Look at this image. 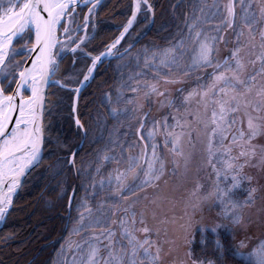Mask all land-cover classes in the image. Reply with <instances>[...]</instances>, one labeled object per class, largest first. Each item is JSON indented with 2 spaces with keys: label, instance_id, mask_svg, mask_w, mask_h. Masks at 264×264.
Masks as SVG:
<instances>
[{
  "label": "snow or ice",
  "instance_id": "obj_1",
  "mask_svg": "<svg viewBox=\"0 0 264 264\" xmlns=\"http://www.w3.org/2000/svg\"><path fill=\"white\" fill-rule=\"evenodd\" d=\"M100 3L101 0H23V2L17 0V2L10 3L6 9L0 8V76L8 80L7 85L0 80V223L7 220L14 204V198L24 187V180L29 172L44 157V145L47 140L44 117L47 111L49 88L55 85L60 89L76 93L78 98L83 87L95 78V73L104 59L123 57L130 51V49H125L124 52H119L118 49L134 27L138 16L143 13L147 18L154 12L152 0H131V15L120 34L107 44L104 50L98 53L94 50L86 51L85 47L90 37L85 34L77 38L81 30V25L77 23L80 15L78 9L81 6L87 9V12L83 14L82 25L86 31ZM225 7L227 19L224 23L235 31L238 27L235 5L229 3ZM240 8L243 12L241 17L243 27L235 31V46L228 58L213 63L216 42L223 40L227 43L226 37L204 36L201 40L200 31L195 32L193 36L192 30L196 24H186L189 38L192 39L194 45H198L197 54L191 64L183 65L181 56L177 55L184 44L183 40L172 48L153 52L151 56H148L147 50H144L146 57L144 68L156 70L153 79L157 83L144 82L133 85L124 82L121 85L122 88H128L133 97L138 95L141 88L145 89L143 94L145 100L153 94L163 97L167 96L168 92L167 90L161 91L159 87L162 71L167 70L166 74L169 76L173 70L177 73L184 72L187 76L192 69L211 67V73L203 74V76H210L208 82L201 84L183 97L184 104L191 105L193 102L196 104L194 113H186V116H191L192 119L182 121L180 118L173 117L175 123L169 125L165 117L160 127L165 130V146L171 145L169 151L173 156L174 174L181 168L180 161H183L184 171L187 172L192 153L185 150L186 146L193 145V133L199 140L200 127L203 128L207 138L205 150L208 164L213 170L215 181L212 191L204 197L197 196V192L201 189L198 183L196 190L192 193L197 197L196 201L188 206L195 211L202 201L213 199L222 206L219 215L226 220L230 219L232 224L241 222L239 210L253 204L259 192L257 187H250L245 190L246 196L243 201L233 199L236 190L241 189L245 181L251 184L253 179L251 176H246L243 169L256 159L257 155L260 157V164L264 166V145L258 146L253 143L258 136L264 135V124L258 122L264 120V28H259V24L264 22V0H241ZM219 27L220 25L217 26V32ZM18 39L24 41L21 48L25 51L27 59L10 64L13 56L17 54L14 45ZM257 47H259V54H256ZM68 54L72 55L73 68L77 63L82 66L75 76H69L64 80L57 79L61 72V62ZM245 55L255 56V59L245 60ZM87 61H90V64ZM21 64L24 65L23 68L20 67ZM249 65L252 66L251 69ZM145 74L141 71L137 75ZM80 75L82 79H77ZM132 79L134 77H129V81ZM178 82L177 79L163 80L164 84ZM72 83L78 86L70 87ZM176 91L182 92L183 88H178ZM123 98L124 93L120 92L117 102ZM126 102L129 105L139 104L136 99H128ZM172 104L173 101L169 99L168 105L172 106ZM139 107L142 108V105ZM201 108H203V116L207 118H201ZM76 110L74 101L72 111L76 112ZM209 111L210 117H208ZM241 112L243 113L239 120L241 128L233 131V126L238 123L236 117ZM112 114L119 115L115 110ZM245 117L247 131L243 130ZM146 118L147 113L139 121L140 128L137 134L140 135L141 140L150 142L151 153L148 152L149 145H145L139 156H128L125 171L116 168L114 169L115 175L110 173L107 178H102L98 182L101 189L105 186L112 187L113 183L115 184L110 198L119 199L124 192L131 193L130 196H123L121 204H129L130 201L138 200V192L142 194L143 190L157 188L165 174L166 165L158 152L159 146L152 142L157 135V125L154 124L152 130L145 135L143 130L147 122ZM193 122L196 127L193 126ZM75 124L78 129L84 128L79 118L75 120ZM169 128L171 130H168ZM83 134L87 137V129ZM225 141L228 142L227 146H225ZM236 148L240 149L238 155H232ZM75 156L76 152L73 151L71 157L66 158L67 166L75 168L76 174L79 175L81 170L75 167ZM217 157L219 159L214 163ZM113 159L119 162L117 157L105 154L96 168V174L100 173L105 162ZM140 173H143L142 179ZM92 187L96 189L95 181ZM64 196H67L70 211L76 200V187H72L71 194L68 193L67 187L62 188L59 198L62 199ZM158 199H154L153 203H156ZM99 207L104 208L105 206L100 205ZM76 208L79 212V219L72 229L73 233H79L86 226H99L106 222L107 213L104 216L98 215L97 211H94L84 199L76 204ZM119 210L120 208H117V211ZM108 211L111 212L112 209L109 208ZM123 211L125 215L120 219L119 226L126 245L122 241H114L115 234L111 228L102 229L98 234H93L87 241H84L87 244L86 249L82 244L74 246L75 251L82 254L73 261V264H101V261L102 264H161L162 249L158 243L147 238L141 240L136 235L137 231L144 233L145 236L152 231L145 224L147 209L140 213L139 223L145 225L140 229L136 228L137 218L134 208L129 206ZM129 214H131V219L128 218ZM166 222L161 221V223ZM221 227L224 225L216 224L211 231L215 234ZM178 228L183 230L184 225H178ZM159 231L160 229L156 228L157 234ZM101 237L108 241L104 248L107 251L106 257H101V247L92 243V240L99 241ZM116 243H120L121 247L116 249ZM215 244L217 249L224 247L219 239L215 241ZM245 246L244 241H241L239 247L244 248ZM69 247L73 246L69 245ZM64 251V246H62L61 254H64ZM172 251L173 249L169 248V252ZM235 255L246 259L248 264H264V242L247 256L240 251H236ZM188 256L191 258V253H188ZM220 257L223 259L222 253ZM172 264H183V262L173 261ZM193 264H203V261L193 260ZM209 264H215V261H210Z\"/></svg>",
  "mask_w": 264,
  "mask_h": 264
},
{
  "label": "trees",
  "instance_id": "obj_2",
  "mask_svg": "<svg viewBox=\"0 0 264 264\" xmlns=\"http://www.w3.org/2000/svg\"><path fill=\"white\" fill-rule=\"evenodd\" d=\"M121 1L122 0H104V2H102L98 7L96 17V30L92 35V50L95 51L99 48L103 50L105 46L111 43L120 33L123 24L126 22L128 16L130 15L129 9L127 14L124 13V15H120L121 17L119 22H123L120 26L117 27V25L114 24L110 25L108 24V21L109 19L111 20L117 17V12L115 10L117 7V3ZM207 1L210 3L211 9L216 6L217 1L214 2V0H152L154 6L153 23L150 26L149 30L145 33V35L140 38L132 48H130L129 52L136 49L139 44H142L146 41H149L148 43H152L153 45L158 46L160 50L162 48L170 47L171 45L176 44L178 40H180L182 34L185 33L186 24L195 23V28L200 27V30L202 28V21H204L203 19L205 17L204 12L201 11V9L204 10L205 7L203 6V4L205 2L207 3ZM128 2L129 8L131 0H128ZM220 16L212 14V16L206 20V23L209 25L217 23L222 20L219 19ZM149 17L150 16H148L147 18L148 20ZM141 24L142 20L134 25V27L126 35L120 46H128L148 28V24L146 21V26L142 31L140 30L141 32L139 33V35L134 37L133 39H130L129 34L131 32H135ZM182 24L184 25V28L181 29ZM261 27L264 28V22H261L259 24V28ZM219 28V31L217 32L216 30V33H221L222 37H224L223 35L226 34L228 42L225 43L223 40H217L215 46L216 51L218 52V56L222 53L225 54L226 52L227 53L225 55H227L229 53V48L233 49L235 46L236 35L234 30L227 26H221ZM200 31L202 32V30ZM186 35H188V30L186 32ZM119 52H121V50ZM123 57L104 60L99 65V68L95 73V78L86 85L79 96L77 112L78 117L83 125H85L86 123V118L82 119L85 114H83L80 108H85L86 105L92 104V116H90L92 117V130H96V125L98 123L100 124L102 120H105L104 122H106L107 124V131L111 130L113 118L111 117L110 110L113 105V99L116 97L118 90L124 89L121 87L122 83L128 82L133 85L136 83L144 82L157 83V81L153 79L156 72L151 71V69L141 68L143 66L136 68L134 64L130 65L128 68L119 67V63ZM137 71L138 73L144 71L146 74L137 75ZM126 72H129L128 75L126 74ZM183 74L185 73L176 72L172 73L169 76L166 74V72L161 73L159 81L160 90L164 91V89H166L170 92L172 91V96H174L178 88L183 87V89H188V87L192 86H195V88L199 87L201 83L197 84V82H192V80L187 77L188 75L184 76ZM129 77H134V79L129 81ZM176 78H179V80L181 81V85L178 87L172 88L174 83H163L164 79ZM50 91L53 90L49 88L48 95ZM141 91H145V89ZM143 94L144 93H138V95H140L138 97V100L141 101L142 105L141 110H137L136 113V116H138V118H143V116H145V113H147L146 119H151L150 121L156 119L163 120L166 116L173 114L168 105V101L165 104L160 105L162 99L161 96L153 94L152 96L148 97L147 100H145ZM83 95H85V97H91L90 101H87L88 104L86 105L83 104V101H86L84 98L83 101L80 102ZM179 98V94L174 97L173 106L174 103L177 104V102L182 105L179 102ZM126 100L127 97H124L119 102L116 101L115 105L126 106ZM185 107V111L182 112V115L177 116V118H180L182 121L183 119H192L191 116H186V113H194L196 111V104L194 102L191 105L186 104ZM86 111H88V114L90 113L89 109ZM81 113L83 114V116H81ZM200 114L202 118L203 112L201 109ZM253 115H255V113H253ZM242 116L243 113L241 112L236 117L238 123L235 127H233V131L236 130V127L241 128L239 120ZM258 122L264 124V120ZM93 123L95 124V126ZM193 126L196 127L195 122H193ZM243 130L247 131L246 117L244 118ZM73 131H75L74 128L71 129L70 133L73 134ZM201 132L202 127H200V133ZM136 135L139 138L137 132ZM110 139L111 136L109 135V133L101 137H96V133H94V135H92V138H90L88 135L87 137L81 136V146H78L77 149H74L77 159L79 158L80 161H82L80 162L79 168L81 170H85L84 167L90 168V164H92V170H94L96 168V159L101 155V151H98V149H96V146L104 144ZM192 139L195 149L192 151V159L189 164L190 168L187 169V173H185L184 169L182 170V165L179 172L175 174L173 173V156L172 154H170V158L166 157L165 159L166 154L161 148L162 144H159L161 157L165 160H169V164L167 165L169 168L165 169V174L162 178L158 190L153 194L151 193L150 197L147 199L148 201H152L153 199L159 198L157 202L154 203L155 206L157 205V212H155V217H152L154 213L152 207L153 205L151 204L152 206L150 207L147 205H145V207H140L139 203L137 206V215L140 216L141 211L147 209V212L145 214L146 221H155L156 223L162 217H164L166 219L165 221H167L166 223H161L164 227L161 233L153 234V238L155 239L154 241H156L162 249L161 264H166L170 261L183 262V264H193V260L203 261V264H209L210 261H215V264H248V261H245L235 255L236 248L233 246L232 236L228 231L219 229L218 232L214 234L209 229L202 230L200 228L201 226H199V224L206 223L200 222L201 212L194 215L197 218V220L195 221H192L191 218L188 219L187 215H185L184 212H181V215L173 219H169L166 216L167 211H171L174 209L173 202L172 200H170V195L177 194L178 196H181L180 191L183 189V191H185V194L182 195L180 199L183 197L187 198L186 192H188V188L189 190L190 188H192V190L188 192V194L190 195L188 203L190 204L196 201L197 197L192 195V193L194 192L193 185L198 184V182L200 181L199 173L206 169V166L197 168L196 163L197 161H200V152L202 151V145L199 140L196 139L195 133H193ZM60 141L63 143L67 142L68 145H70L73 140L61 136ZM253 143L258 146L264 145V135L258 136L253 141ZM51 146L52 144L48 145L47 142L45 143L44 156L48 154L47 148L51 149ZM187 146L193 148V145ZM239 151V148L234 149L232 155H238ZM240 162L243 163V161ZM243 172L246 176L253 177V179L251 181V184L245 181L244 186L246 185V188L244 187L243 191H241L242 189L236 190L233 199L242 201V198H245L246 196V189L250 187H257L259 189L255 202L241 209V220L248 219V216H253L252 221H248V223L251 224V227L249 228L250 232L264 231V166L260 164L259 155H257L256 159L252 160L250 164L245 166ZM32 187L33 189H31ZM46 187L47 186H45V182L43 179L38 184L32 185L30 187L24 183V187L20 190V192L14 199V204L11 208L9 216L0 227V264L52 263L54 253L59 243L56 242V240L59 239L58 241H61L62 238L66 236L71 224L73 213L72 210H68V199L65 198V196L62 199L59 198L60 190L58 187L49 189V192H47ZM44 196L49 198L48 202L44 200ZM197 196L202 197L200 196L199 192H197ZM212 201V199H209L207 201H203V203H200L201 205L205 206L204 208H202V210L203 212L205 211L204 213H208L210 216H212V219H218L222 221L223 217L219 215L222 210L217 205L214 206V202ZM187 207L188 210H192L190 206ZM169 220L170 222H178L177 220H179L181 222L178 223L180 225H184L183 230L179 229L178 243L176 240H174L175 237L173 236V234L172 236L169 234ZM189 224H196L197 226L194 228H188ZM226 225L231 228V225L229 223ZM181 234L183 238H181ZM217 239H219L224 245L222 249H217L215 244V241ZM169 248H172L173 251L169 252ZM188 253H191V258L188 256ZM220 253L223 254V259H221Z\"/></svg>",
  "mask_w": 264,
  "mask_h": 264
},
{
  "label": "rangeland",
  "instance_id": "obj_3",
  "mask_svg": "<svg viewBox=\"0 0 264 264\" xmlns=\"http://www.w3.org/2000/svg\"><path fill=\"white\" fill-rule=\"evenodd\" d=\"M12 2H17V0H0V8L6 9L7 7H9L10 3H12ZM18 2H23V0H18ZM102 2H104V0H101V3ZM101 3H100V5H101ZM240 3H241V0H235L233 3L235 5V11H236V23L238 25V27L236 28L235 31H239L240 28L243 27V22L241 20V17L243 16V12L240 8ZM227 4L228 3L226 0H224V2L221 1V3H220V1H217L216 6L213 9H211L210 3L208 1H207V3L205 2L203 4V6L205 7L203 10L205 17L203 19L204 21H202L203 30L201 32L199 30L200 27L194 28L192 30L193 36L195 35V32H197V31H200L202 33L201 40H203L204 36H208V37H213V36H217V35L221 36V33H216V30H217L218 25H220V27L221 26H223V27L227 26V24L224 23V21L227 19V10L225 7ZM128 6H129L128 0H126V1L122 0L121 2H118L116 10H115L117 12V15H116L117 17L111 19L112 21L109 19L108 24H110V25L114 24V25H117V27L120 26L123 23V22L122 23L119 22L120 17L122 15H124V13L127 14L128 9L131 13V2H130L129 8H128ZM78 12L80 13V15L78 17L77 23L81 25V30L77 34V38H78V36L87 34L90 37V40H89L88 44L86 45L85 50L86 51L92 50V35L96 30L97 11L93 15L92 23L86 31L82 27V25H83V14L87 12V9L84 8L83 6H81L78 9ZM212 14H216L219 16L221 15L219 17V19H222V20L217 22V23L210 25L207 28L206 20L209 17H211ZM148 16H147V18H148ZM147 18L145 17V15L143 13H141L138 16L136 23H138L142 20V24L140 25V27H138V29L135 32H131L129 34L130 39H133L134 37L139 35V33L145 28L146 21H147V24L149 25V20ZM143 19H144V21H143ZM183 24L181 26V29L184 28ZM187 30H188V28L185 27V33L182 34L180 40H178V42H177V43H179L181 40L184 41V44L181 46L180 50L177 53L178 56H181V63L183 65L191 64L192 60L195 57V55L197 54V50H198V45H194L192 42V39L189 38L188 35H186ZM245 32H247L246 28H245ZM223 36L226 37V34H224ZM23 42H24L23 40L18 39V42L14 45V47L17 49V54L13 56L12 60L9 62L10 64L15 63L16 61L25 60L27 58L25 51L21 48V45L23 44ZM148 42L149 41H146L142 44H139L136 49L132 50L125 57H123L119 63L120 64L119 67L128 68L130 65L134 64L136 66V68H139L141 66H143L141 68H144V62H145V58H146L144 50H147L148 56H151V54L153 52H160L164 49L172 48L174 45L177 44L176 43L174 45H171L170 47L162 48L160 50V48L158 46L153 45L152 43H148ZM257 44H258V41H257ZM124 47H126V46H124V45L119 46L118 51L122 50ZM231 50L232 49L229 48V50H228L229 53L227 55L230 56ZM99 51H101L100 48L95 50V52H97V53ZM256 54H259V47H257ZM221 55H219L218 57L220 58ZM72 59L73 58H72L71 54H68L65 56V58L61 62V72L57 76V79L64 80L65 78H67L69 76H75L76 72L79 71V69L81 68L82 65L80 63H77L75 68H73L72 67ZM108 59H110V58H107L104 60H108ZM248 59H255V56L249 57V56L245 55V60H248ZM87 63L90 64V61H87ZM22 65L23 64H21L20 67H22ZM251 67L252 66L249 65V69H251ZM257 67H258V65H257ZM205 68H207V67H200L197 69L203 70ZM148 69H151V71L156 72V70L154 68H148ZM197 69H192L191 71L197 70ZM186 71H187V69H186ZM164 72L167 73V70H164L161 73H164ZM128 73L129 72H126L127 75H128ZM172 73H176V71L173 70ZM137 74H138V71H137ZM183 75L185 76V74H183ZM77 79H82V75H80ZM176 79L179 82L174 83L172 88L178 87L181 85V83H180L181 81L179 80V78H176ZM0 80H2L5 85L8 84V80L4 79L3 76H0ZM76 86H77L76 83L70 84V87H76ZM171 86H170V88H171ZM12 87H13V85H12ZM50 89L53 91H50L49 95H48L47 111H46V114L44 117V123L47 127V132L45 134L47 137L46 142L48 145L52 144V146H51V149L47 148L48 154L44 156L43 160H41L39 165L37 167H35L32 170V172L25 178L24 183L30 187L32 185L38 184L43 179L45 182V186H47L46 187L47 192H49V189H53L55 187H58L60 192H61L62 188L67 187V191L69 194L72 192V187L73 186L76 187V200L74 201L73 206L71 208L72 213H73L72 219H71V224H70L69 230L67 231L66 236L64 238H62L61 241H58L59 239L56 240V242H59V243H58L57 249L54 253L52 263H51V264H73V261L75 259H77L82 254V253L75 251L74 246L76 244H82L83 247L86 249L87 244H85L84 241H87L89 239V237H91L93 234H98L102 229L111 228L112 232L115 234L113 237L114 241H122L126 245V240L121 235L122 230L119 226L120 219L123 218L125 215V213L123 211L124 208H128L129 206L134 208V211L136 213V218H137V223H136L137 229H140V228L145 226V225H142L139 223L140 216L137 215V206L141 201H145L149 198L148 189H150V188L143 190L142 194L140 192H138V195H139L138 200L130 201L129 204H121V201L123 200V196H130L131 193L124 192L123 196L120 197L119 199L110 198V197H112L113 190L115 188V184L113 183L112 187L105 186V188H103V189L99 188V186H98V182L102 178H107L110 173L115 175L114 169L119 168L120 171H125L127 168V158L129 155H136V156L140 155L141 150L143 149V144H142L141 140L136 135L137 128L140 124L139 123L140 118H138V116H136L137 110H134V109L141 110V107H139V105H141V101L138 100V97L140 95L133 97L130 94V91L128 88L118 90L116 97L113 99L114 100L113 105H112V108L110 110L111 117L113 118L112 119L113 123L111 124V130L107 131L108 129H107L106 122H104L105 120L104 121L102 120V122L100 124L98 123L96 125L97 126L96 130H92V117H90V116H92V104L91 105L88 104L91 97L89 98L88 96L85 97V95H83L80 102H82L83 98H84L86 101H83V104L84 105L88 104V105H86L85 108H80V110H82L83 114L88 116V118H87V116H85V115L83 116V114L81 113L82 114L81 116H83L82 119L86 118V123H85L83 129L84 130L87 129V135L90 138H92V135H94V133H96V137L105 136V134L109 133V135L111 136V139L109 141H106L104 144H100V145L96 146V149H98V151L99 150L101 151V155L99 156L100 159H98V158L96 159V164H95L96 168H97V166L100 165L101 159L104 157L105 154L117 157L119 159V162L117 159H113L111 161L105 162L98 175L96 174V168L94 170H92V164H90V168H86L83 166L85 168V170L80 169L81 172L79 175H77L75 172V168H69L67 166V159H66V158L70 157L71 152L74 149H77L79 144H81V136H82L81 129H78L77 127H75L73 125V116H72V112L70 109L73 92H70V91H67L64 89H60L55 85L51 86ZM193 89H195V86L188 87V89H186L184 91L185 93L180 94L179 102L182 105L184 104L183 97L186 96ZM141 90H144V89H140L139 93H144V91H141ZM165 90L166 89H164V91ZM172 90H175V89H172ZM9 91H10V89H9ZM120 92L124 93V97H127V100L128 99H136V100H138L139 104L138 105L126 104V106H121V105L116 106L115 103L117 101V97H118V94ZM167 92H168V95L162 97L160 105L165 104L172 97V91L170 92L169 90H167ZM78 102H79V100H78ZM178 104L179 103L177 102L176 107L170 108L172 113L175 116H172V117H171V115L166 116L167 117V123L169 125H172L175 123V120L173 119V117L180 116V115H182V112L185 111V108H186L185 105L186 104H184L183 106L180 104H179L180 105L179 106ZM127 108H128V110H127ZM88 109L90 110L89 114H88V111H86ZM113 110H115L117 113H119V115H113L112 114ZM201 110L203 112V108H201ZM210 114L211 113L209 111L208 117H210ZM123 118H125V119H123ZM202 118H207V117L203 116ZM164 120L165 119H163V120L157 119L154 122V121H149L147 119L146 125L144 126L143 133L146 135V133L149 130H152L154 124L157 125V135H156L157 139L155 137V140L152 142L157 143L158 146H159V144H162L161 148L164 150V152L166 154L165 155V159H166V157L170 158L171 153H170L169 149L171 148V145L169 144V145L165 146V143H164V131L165 130L162 127H160V125L164 122ZM97 122H98V120H97ZM82 125H83V123H82ZM94 126H95V124H94ZM73 128L75 129V131H73V134H72L70 132H71V129H73ZM238 128L239 127H236V129H238ZM168 130H171V128H169ZM69 133H70V135H69ZM201 134L202 135L199 138V142L202 145V151L200 152V161H197L196 164H197V168L201 167V166H204V167L206 166V169H204L201 173H199L200 174V177H199L200 181L198 182L201 185V189L198 192H199L200 196L204 197L209 192L212 191L213 183L215 181V175L213 173L212 168L208 164V157H207V153L205 150L206 144H207V138L204 134L203 128H202ZM61 136L65 137V138H70L73 141L71 142L70 145H68L67 142L63 143L60 141ZM144 141H145L146 145H149L148 146V152L150 154L151 153L150 142H148L146 140H144ZM227 143L228 142L225 141V146H227ZM194 149H195V146H193V148L186 146L185 150L192 153V151ZM200 150H201V148H200ZM158 152L161 156L160 146L158 147ZM165 159H163L165 162V165H166L165 169H168L169 167L167 165L169 164V160H165ZM218 159H219V157L215 158L213 162L214 163L217 162ZM75 161H76L75 167L79 168L80 162H82V161H80L79 158L77 159V156L75 157ZM180 163L182 165V170H183L184 169L183 168V161H180ZM219 166L220 165L218 164V167ZM145 167H146V165H145ZM188 168H190V165L188 166ZM92 171H93V173H92ZM140 177L142 179L143 173H140ZM161 180H160V182H161ZM94 181L97 183V187L95 190L92 187ZM136 183H139V181H136ZM81 185H83V186H81ZM196 186L197 185H193L194 191L196 189ZM244 187L246 188V185L244 186V184H243L241 191L244 190ZM31 189H33V187ZM133 190L135 191V188ZM191 190H192V188H190V190L188 188V192ZM94 191H95V195H93ZM177 192H179V191H177ZM188 192H186L187 198L183 197L180 199V197L185 194V191H183V189L180 191L181 196H178L177 194L170 195V200H172V202H173L174 209L166 212L167 218H169V219L170 218L171 219L176 218L177 216L181 215V212H184L185 215H187L188 219L191 218L192 221H195V220H197V218L194 215L201 212V221L200 222H206L203 224H199V226H201L200 228L202 230L209 229L211 231V229L216 224L224 225V227H221L219 229H224L225 231H228L232 236L233 246L236 248V251H240V252L244 253L246 256H247V254L251 253L254 249L258 248L262 242H264V231H251L250 232V230H249V228L251 227V224L248 223V221L251 222L253 216L252 217L248 216V219L241 220V222L239 224H232L230 219L226 220L223 218L224 223L218 219H212V216H210L208 213H204L205 211L203 212L202 208L205 207L204 205L200 204V206L195 211L188 210V207H187L189 205L188 199H190V195L188 194ZM43 198L45 201H47V202L49 201L48 197L44 196ZM65 198H67V196H65ZM81 199H84L85 201H87L88 205L90 207H92L94 211H97L98 215L104 216V214L107 213L106 222L102 223L99 226H91V227L86 226L79 233H73L72 229L75 227V225L77 224V221L79 219V212L77 211L76 204H78ZM243 199L244 198H242V201H243ZM67 202H68V200H67ZM148 202H146V203H148ZM150 202H151V200H150ZM212 202H214V200ZM201 203H203V201ZM141 204H142V202H141ZM100 205H104L105 207L100 208L99 207ZM146 205L149 206V204H146ZM213 205L214 206L217 205L219 208L221 207V210H222V206L217 204L216 202H214ZM156 207H157V205H156ZM109 208L112 209L111 212L108 211ZM117 208H120V210L117 211ZM241 212L239 211V215L241 214ZM128 218L131 219V214H129ZM165 220L166 219L164 217H162L156 223H155V221L147 222L146 220H145V222H146V225L152 229L151 232H154L157 234L156 228H159L160 229L159 233H161L162 230L164 229L163 225L161 224V221H165ZM174 220H176V219H174ZM177 221L181 222L179 220H177ZM178 222L172 223L169 220V223H170L169 234L171 236L173 234V236L175 237L174 240H176L177 243H178V238H179L178 225H180ZM196 223H199V222H196ZM228 223L231 225V228L226 225ZM2 224L3 223H0V227L2 226ZM196 226H197L196 224H192V225L189 224L188 228H194ZM205 226H207V227H205ZM182 234H181V236H182ZM136 235L141 240L147 238V236H148V235L145 236L144 233L139 232V231L136 232ZM181 238H183V236ZM151 240L154 241L153 239H151ZM241 241H244V243L246 245L244 248L239 247V244ZM92 243L98 244V246L101 247V253H100L101 257L107 256V251L104 250V248L106 247V245L108 243L106 238L101 237V239L99 241L92 240ZM69 245H72L73 247L70 248ZM62 246H64V249H65L64 254H61V247ZM120 247H121L120 243L115 244L116 249H118ZM153 251H155V249H153ZM242 259L247 261L244 258H242ZM101 264H102V261H101ZM166 264H172V261H170Z\"/></svg>",
  "mask_w": 264,
  "mask_h": 264
},
{
  "label": "flooded vegetation",
  "instance_id": "obj_4",
  "mask_svg": "<svg viewBox=\"0 0 264 264\" xmlns=\"http://www.w3.org/2000/svg\"><path fill=\"white\" fill-rule=\"evenodd\" d=\"M215 1H220V3H221V1L222 2H224V0H214V2ZM227 1V3L229 4V3H234V1L235 0H226ZM207 25V28L210 26L209 24H206ZM227 27H228V25H227ZM205 29V28H204ZM200 30H203V28H201ZM225 54H223L222 53V55H221V57L219 58L218 57V52L215 50L214 52H213V63L215 64L216 62H218V61H222L223 59H224V57L225 56H227V58H228V56L229 55H225ZM219 58V59H218ZM216 61V62H215ZM211 71H212V69H211V67H207V68H205V69H203V70H201V69H197V70H193V71H191L189 74H188V78L189 79H191L192 80V82H197V84H199V83H201V84H205V83H207L208 82V79L210 78V76H203V74L204 73H211ZM200 84V85H201ZM199 85V86H200ZM181 88H183V87H181ZM186 89H183V91L182 92H176L175 93V95L174 96H172L170 99L173 101L174 100V97L176 96V95H180V94H182V93H185L184 91H185ZM176 105L177 104H175L174 103V106H173V104H172V106H169L170 108L171 107H176ZM171 110V109H170ZM171 116H175L174 114H172ZM145 116H143V118H144ZM149 121L151 120V119H148ZM157 120V119H156ZM156 120H153L154 122L156 121ZM145 126V125H144ZM236 126V125H235ZM235 126H233V127H235ZM156 139H157V137H156ZM141 140V139H140ZM141 142H142V144H143V148L145 147V145H146V143H145V141L144 140H141ZM81 146V144H79V147ZM73 151H75V150H73ZM72 151V152H73ZM72 152H71V154H70V157H71V155H72ZM162 181V180H161ZM160 181H159V186H160ZM159 186L157 187V188H150V189H148V194H149V197H150V194L152 193H155V191H157L158 190V188H159ZM154 200V199H153ZM153 200L150 202H148V200H145V201H141L142 202V204H141V202H140V207H145V205L146 204H149V207L150 206H152L153 207V212L155 213V212H157L156 211V206H155V204L153 203ZM146 202H148V203H146ZM152 205H151V204ZM221 208V207H220ZM240 212H241V210H239ZM240 216H241V214H240ZM152 217H153V215H152ZM222 217V216H221ZM146 220V219H145ZM148 222V221H147ZM222 222L224 223V219H222ZM145 224H146V222H145ZM153 234H154V232H150V234L147 236V239H153V240H155L153 237ZM143 238V237H142Z\"/></svg>",
  "mask_w": 264,
  "mask_h": 264
},
{
  "label": "water",
  "instance_id": "obj_5",
  "mask_svg": "<svg viewBox=\"0 0 264 264\" xmlns=\"http://www.w3.org/2000/svg\"><path fill=\"white\" fill-rule=\"evenodd\" d=\"M130 15H131V14H130ZM129 17H130V16H129ZM126 22H127V21H126ZM152 22H153V16H152V14H151V17H150V24H152ZM125 24H126V23H125ZM122 30H123V28H122ZM122 30H121V31H122ZM145 33H146V32H145ZM145 33H143V34H142L137 40H135V42H133L129 47H132V46H133V45H134V44H135V43H136L141 37H143V35H144ZM129 47H128V48H129ZM128 48H126V49H128ZM226 58H227V56H225L224 59H226ZM26 59H27V58H26ZM224 59H223V60H224ZM23 67H24V65H22L21 68H23ZM77 86H78V85H77ZM13 87H14V85H13ZM85 87H86V85L83 87V89H84ZM83 89H82V91H83ZM82 91H81V92H82ZM80 94H81V93H80ZM79 96H80V95H79ZM78 100H79V97L77 98L76 93L73 92V94H72V99H71V107H70V109H71L72 116H73V125H74L75 127H77L76 124H75V120H76L77 118H79V117H78V112H77V110H76V112H73V111H72V104H73V102L75 101V103H76V108H77V107H78ZM81 124H82V123H81ZM139 128H140V126H139ZM139 128H138V129H139ZM81 131H82V136L84 137V134H83V133H84V129L82 128ZM38 165H39V164H38ZM38 165H37V166H38ZM37 166H36V167H37ZM34 168H35V167H34ZM34 168H33V169H34ZM33 169H32V170H33ZM32 170H31V171H32ZM31 171H30V172H31ZM30 172H29V173H30ZM70 194H71V193H70ZM67 206H68V204H67Z\"/></svg>",
  "mask_w": 264,
  "mask_h": 264
}]
</instances>
